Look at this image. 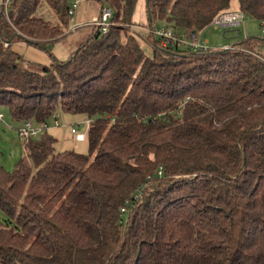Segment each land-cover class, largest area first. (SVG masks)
Returning a JSON list of instances; mask_svg holds the SVG:
<instances>
[{
	"label": "trees",
	"instance_id": "trees-1",
	"mask_svg": "<svg viewBox=\"0 0 264 264\" xmlns=\"http://www.w3.org/2000/svg\"><path fill=\"white\" fill-rule=\"evenodd\" d=\"M97 1L110 27L62 61L50 44L69 35L67 0L0 12V107L20 125L57 108L89 119L87 154L55 150L47 128L0 165V264H264V63L241 51L264 52L260 38L202 52L148 34L146 55L122 27L137 0ZM230 1L144 0L146 25L198 32ZM237 1L264 19V0Z\"/></svg>",
	"mask_w": 264,
	"mask_h": 264
},
{
	"label": "rangeland",
	"instance_id": "rangeland-1",
	"mask_svg": "<svg viewBox=\"0 0 264 264\" xmlns=\"http://www.w3.org/2000/svg\"><path fill=\"white\" fill-rule=\"evenodd\" d=\"M237 0H231L229 8L231 10H238ZM100 12V6L98 7L96 2L87 0H78L77 6L74 10L72 21L76 24L82 25L90 22L92 17L97 16ZM132 21L134 23L133 28H128L126 25L122 24L123 30L128 29L134 37L136 38L139 45L142 47L146 55H151L153 50V45L151 43V38L145 39L148 34L144 28H148L146 22V16L144 12V0H137L134 11L132 14ZM164 25V24H163ZM162 26L161 21H156L153 24V28L158 29ZM68 28H70V22H68ZM82 28V27H81ZM90 26H84L79 31H73L70 35L60 38L50 44V51L53 55V59L56 61H62L67 59L68 55V44L75 43L80 36L86 32ZM131 29V30H130ZM75 32V33H74ZM150 35V34H149ZM242 36H252L260 38L259 21L252 18L251 16H246L243 26H238L237 28H231L228 30L213 29L211 27H206L202 34H199V39L203 43L208 41V47L222 48L236 43ZM236 48H244L245 46L234 45ZM250 48L249 46H246ZM232 49V47H231ZM26 54L39 59L34 61L36 64H49L51 63V58L45 53L33 52L28 49ZM26 54H24L26 56ZM32 59V62L33 58ZM0 114L3 118L0 119V165L6 171H12L14 164L17 160L24 154V146L22 140L17 136L16 128L20 125L18 122L13 121L7 112V109L0 107ZM54 117L58 121L57 126L49 127L47 131L52 137H54L55 142L53 147L57 151H63L64 149H72L78 153L87 154L88 145L86 139L82 141H75L73 135L70 133V126L73 125L78 131H82L84 125L78 122H82L87 118L80 114H70L61 111L57 108L53 115L47 119V122L52 125ZM38 136V135H37ZM36 136V137H37ZM4 217L3 213L0 211V219Z\"/></svg>",
	"mask_w": 264,
	"mask_h": 264
},
{
	"label": "built area",
	"instance_id": "built-area-1",
	"mask_svg": "<svg viewBox=\"0 0 264 264\" xmlns=\"http://www.w3.org/2000/svg\"><path fill=\"white\" fill-rule=\"evenodd\" d=\"M10 0H0V12L6 11ZM68 7L66 11V15L68 18V22H70V28H67L66 32L71 33L77 28L81 26H90L95 29H98L100 33H104L107 31V29L110 27L111 22V11L109 8L102 6L100 9V12L97 16L92 17L90 22L79 25L76 24L74 21H72L74 10L77 6L78 0H67ZM246 13L240 11V10H226L221 11L215 14L211 20L208 22L206 27H211L213 29H221V30H228L231 28H237L238 26H243ZM134 24L127 25L128 28H133ZM205 28V27H204ZM130 29V30H131ZM145 31L148 32V34H152L155 37L158 38L159 43L162 46L165 45H176L180 47H186L190 48L192 50H199L202 52H205L209 49H212V47L207 46V42H201L199 39V34H201L202 29L198 32H188L187 34H175L169 26L162 25L160 28L155 29L153 26H149L148 28H144ZM259 30H260V40L263 44L264 48V19H261L259 21ZM148 34L145 36V38L148 36ZM245 38L246 36H242ZM232 46H229L227 48H231ZM241 51L248 53L255 57L257 60L264 63V52L260 50H250V49H242ZM262 52V53H261ZM3 118V115L0 114V119ZM82 123L84 125L82 131H78L73 125L70 126V133L73 135L75 141H82L85 137V132L87 130L89 119H86L82 122L76 123V125H79ZM58 121L57 119H54L52 122V125H47L46 123H35L33 120L28 119L21 123V125L16 129L17 136L21 140H27V138H33L39 135L43 129H47L49 127L57 126ZM140 193H136L134 195V200L139 199ZM126 208H121L120 212L124 213L126 212Z\"/></svg>",
	"mask_w": 264,
	"mask_h": 264
},
{
	"label": "crops",
	"instance_id": "crops-1",
	"mask_svg": "<svg viewBox=\"0 0 264 264\" xmlns=\"http://www.w3.org/2000/svg\"><path fill=\"white\" fill-rule=\"evenodd\" d=\"M87 1H90V0H87ZM91 1H94V2H96V4H97V6L99 7L100 6V4H99V2L97 1V0H91ZM237 7H238V5H237ZM228 10H231L230 8L228 9ZM164 23H162V25H163ZM82 28L84 27V26H81ZM81 27H79V28H77L76 30H74V31H79L80 29H82ZM206 28V27H205ZM205 28H203L202 29V34H203V32H204V29ZM72 33V32H71ZM71 33H69V35L71 34ZM75 33V32H74ZM85 33V32H84ZM207 43H208V41H206ZM74 43V42H73ZM69 44H70V42H69ZM72 44V43H71ZM234 44V43H233ZM233 44H231V45H229V46H232ZM17 45V49L23 54V56L26 58V59H28L29 61H32V59L31 58H33V59H35V60H33V62L34 61H38L39 59H37V58H35V57H32V56H30V55H28V54H26L25 52H26V50H28V49H30V50H32L33 52H40V53H43V54H45V52L43 51V50H41V49H39V48H36V47H32V46H28V45H26V44H24V43H22V42H20V43H17L16 44ZM229 46H226V47H222V48H227V47H229ZM212 48H215V47H212ZM69 50H67V52H68ZM24 54H26V56L24 55ZM19 124H20V122H18ZM47 130H49V128L47 129Z\"/></svg>",
	"mask_w": 264,
	"mask_h": 264
},
{
	"label": "water",
	"instance_id": "water-1",
	"mask_svg": "<svg viewBox=\"0 0 264 264\" xmlns=\"http://www.w3.org/2000/svg\"><path fill=\"white\" fill-rule=\"evenodd\" d=\"M102 5L100 4V9H101Z\"/></svg>",
	"mask_w": 264,
	"mask_h": 264
}]
</instances>
